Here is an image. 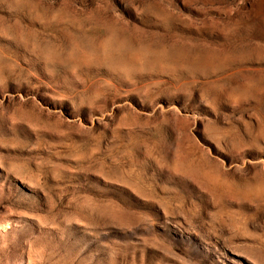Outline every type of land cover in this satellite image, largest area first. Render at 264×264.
I'll return each mask as SVG.
<instances>
[{
	"label": "rangeland",
	"instance_id": "obj_1",
	"mask_svg": "<svg viewBox=\"0 0 264 264\" xmlns=\"http://www.w3.org/2000/svg\"><path fill=\"white\" fill-rule=\"evenodd\" d=\"M0 264H264V0H0Z\"/></svg>",
	"mask_w": 264,
	"mask_h": 264
}]
</instances>
